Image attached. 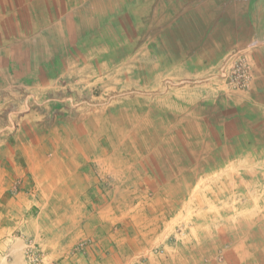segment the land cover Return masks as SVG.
Here are the masks:
<instances>
[{
    "label": "rangeland",
    "instance_id": "374dc122",
    "mask_svg": "<svg viewBox=\"0 0 264 264\" xmlns=\"http://www.w3.org/2000/svg\"><path fill=\"white\" fill-rule=\"evenodd\" d=\"M131 35L0 112V264H242L260 148L195 97L207 80L147 65Z\"/></svg>",
    "mask_w": 264,
    "mask_h": 264
},
{
    "label": "crops",
    "instance_id": "0c3cea01",
    "mask_svg": "<svg viewBox=\"0 0 264 264\" xmlns=\"http://www.w3.org/2000/svg\"><path fill=\"white\" fill-rule=\"evenodd\" d=\"M128 28L147 65H176L184 78L207 80L195 97L225 113L223 127L241 121L243 144L258 145L264 159V0H0V112L27 90L81 74L88 49L121 43ZM237 59L247 67L246 86L216 85L210 66ZM243 157L256 159L251 151ZM257 219L242 250H230L242 264H264V216Z\"/></svg>",
    "mask_w": 264,
    "mask_h": 264
},
{
    "label": "built area",
    "instance_id": "2783aa9c",
    "mask_svg": "<svg viewBox=\"0 0 264 264\" xmlns=\"http://www.w3.org/2000/svg\"><path fill=\"white\" fill-rule=\"evenodd\" d=\"M231 72L227 74L230 84L236 88H244L248 82L247 67L244 65L241 59H237L234 65H230Z\"/></svg>",
    "mask_w": 264,
    "mask_h": 264
},
{
    "label": "bare ground",
    "instance_id": "6f19581e",
    "mask_svg": "<svg viewBox=\"0 0 264 264\" xmlns=\"http://www.w3.org/2000/svg\"><path fill=\"white\" fill-rule=\"evenodd\" d=\"M168 39V38H167ZM199 67V66H198Z\"/></svg>",
    "mask_w": 264,
    "mask_h": 264
}]
</instances>
